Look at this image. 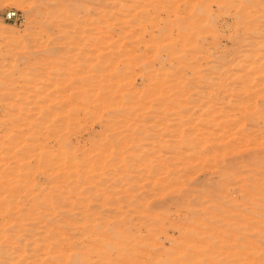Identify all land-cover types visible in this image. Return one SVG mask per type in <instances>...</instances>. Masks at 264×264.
I'll list each match as a JSON object with an SVG mask.
<instances>
[{"label": "rangeland", "instance_id": "rangeland-1", "mask_svg": "<svg viewBox=\"0 0 264 264\" xmlns=\"http://www.w3.org/2000/svg\"><path fill=\"white\" fill-rule=\"evenodd\" d=\"M0 264H264V0H0Z\"/></svg>", "mask_w": 264, "mask_h": 264}, {"label": "built area", "instance_id": "built-area-1", "mask_svg": "<svg viewBox=\"0 0 264 264\" xmlns=\"http://www.w3.org/2000/svg\"><path fill=\"white\" fill-rule=\"evenodd\" d=\"M7 20L10 22H12V21L18 22L20 20V18L18 17L17 13H11L8 15Z\"/></svg>", "mask_w": 264, "mask_h": 264}, {"label": "bare ground", "instance_id": "bare-ground-1", "mask_svg": "<svg viewBox=\"0 0 264 264\" xmlns=\"http://www.w3.org/2000/svg\"><path fill=\"white\" fill-rule=\"evenodd\" d=\"M244 28V27H243ZM257 31V30H256ZM193 36V35H192ZM251 37V36H250ZM261 43V42H260ZM255 48V47H254ZM259 50V49H258ZM258 52V51H257ZM246 53V52H245ZM263 55V54H262ZM252 59H254V58H252ZM258 60V59H257ZM261 60V59H260ZM231 61V60H230ZM256 67V66H255ZM257 72V71H256ZM253 80V79H252ZM253 82V81H252ZM263 84V83H262ZM159 95V94H158ZM129 101V100H128ZM123 104V103H122ZM174 104V103H173ZM127 107V106H126ZM198 109V108H197ZM121 120V119H120ZM127 121V120H126ZM128 123V122H127ZM194 144V143H193ZM229 144V143H228ZM181 149V148H180ZM175 151V150H174ZM205 153V152H204ZM198 159V158H197ZM214 160V159H213ZM207 161V160H206ZM177 167V166H176ZM189 169V168H188ZM194 172V171H193ZM192 172V173H193ZM178 173V172H177ZM178 176V175H177ZM177 178H179V177H177ZM176 179V178H175ZM164 180V179H163ZM179 182V181H178ZM177 182V183H178ZM164 188V187H163ZM171 189V188H170ZM162 191V190H161ZM185 191V190H184ZM179 193V192H178ZM77 194V193H76ZM171 194V193H170ZM173 194V193H172ZM209 194V193H208ZM185 195V194H184ZM201 196V195H200ZM173 197V196H172ZM190 197V196H189ZM182 198V197H181ZM180 198V199H181ZM201 199V198H200ZM156 204V203H155ZM160 204V203H159ZM161 205V204H160ZM205 207V206H204ZM88 208V207H87ZM170 208V207H169ZM204 209V208H203ZM194 214V213H193ZM204 214V213H203ZM209 216V215H208ZM199 218V217H198ZM197 219V218H196ZM195 220V219H194ZM204 225V224H203ZM212 230V229H211ZM209 231V230H208Z\"/></svg>", "mask_w": 264, "mask_h": 264}]
</instances>
